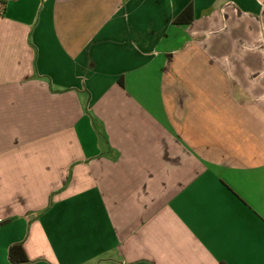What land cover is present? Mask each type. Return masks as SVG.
<instances>
[{
  "label": "crops",
  "instance_id": "0c3cea01",
  "mask_svg": "<svg viewBox=\"0 0 264 264\" xmlns=\"http://www.w3.org/2000/svg\"><path fill=\"white\" fill-rule=\"evenodd\" d=\"M0 3V264H264V0Z\"/></svg>",
  "mask_w": 264,
  "mask_h": 264
},
{
  "label": "trees",
  "instance_id": "16d2710c",
  "mask_svg": "<svg viewBox=\"0 0 264 264\" xmlns=\"http://www.w3.org/2000/svg\"><path fill=\"white\" fill-rule=\"evenodd\" d=\"M2 4L0 3V6ZM192 8L186 7L181 13L175 18V24H188L192 21ZM8 260L12 264H19L28 261V257L21 243H14L8 248Z\"/></svg>",
  "mask_w": 264,
  "mask_h": 264
}]
</instances>
